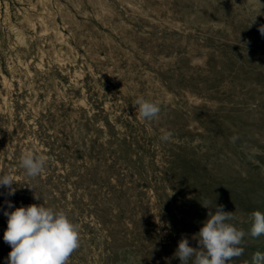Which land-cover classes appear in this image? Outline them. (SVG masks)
Listing matches in <instances>:
<instances>
[{
	"label": "rangeland",
	"instance_id": "rangeland-1",
	"mask_svg": "<svg viewBox=\"0 0 264 264\" xmlns=\"http://www.w3.org/2000/svg\"><path fill=\"white\" fill-rule=\"evenodd\" d=\"M261 25L264 0H0V173L16 188L0 194V264L4 211L22 205L79 224L69 264H180L215 203L249 232L264 213ZM29 151L47 158L36 178ZM244 239L230 264L264 253V235Z\"/></svg>",
	"mask_w": 264,
	"mask_h": 264
},
{
	"label": "clouds",
	"instance_id": "clouds-1",
	"mask_svg": "<svg viewBox=\"0 0 264 264\" xmlns=\"http://www.w3.org/2000/svg\"><path fill=\"white\" fill-rule=\"evenodd\" d=\"M255 23V19L251 24ZM264 36V25L259 27ZM139 116L146 121L156 119L161 111L160 106L143 96L137 97L133 104ZM172 136L165 131L162 141H168ZM238 137L233 136L230 142L235 143ZM47 164V158L29 151L20 158V167L30 178L39 177ZM10 174L0 173V188L6 189L5 196L15 195L16 188ZM40 200L39 197H34ZM8 209L14 208L11 201L5 200ZM211 201H205L202 206L210 208ZM7 217V228L4 232V242L11 247L5 264H69L71 255L80 248L81 238L79 224L74 223L64 210L45 207L42 204L20 206L13 211H4ZM253 224L249 232L238 228L234 212L224 211L223 205L215 203V212H208V218L203 222L199 233L195 236L197 247L189 244V239L182 236L174 253L180 264H230L234 258L244 253L245 236L258 238L264 235V213L254 211L251 214ZM250 264H264V253H254Z\"/></svg>",
	"mask_w": 264,
	"mask_h": 264
}]
</instances>
